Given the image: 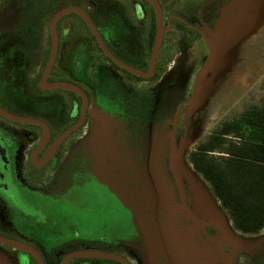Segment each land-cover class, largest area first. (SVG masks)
Returning a JSON list of instances; mask_svg holds the SVG:
<instances>
[{
    "label": "rangeland",
    "instance_id": "rangeland-1",
    "mask_svg": "<svg viewBox=\"0 0 264 264\" xmlns=\"http://www.w3.org/2000/svg\"><path fill=\"white\" fill-rule=\"evenodd\" d=\"M245 1L163 0L173 5L169 6L171 12L195 22L200 33L188 29L186 38H181L180 26L175 22L174 32L162 48L161 68L149 79L115 67L79 15H66L58 21L59 54L50 81L81 87L89 97V114L85 126L66 141L56 166L34 176L38 179L39 193L45 195H56L58 190L64 193L69 181L74 179L75 186L68 193L66 204L43 198L38 201L24 194L18 197L23 217L21 226L26 234L43 233L51 238L52 234L76 225L65 219L67 215L79 218L82 223L84 218H90L91 225L100 228L106 216L133 209L125 207L126 204L120 207L118 202L128 201L124 197L141 200L154 196L167 211L176 212L172 154L175 149L180 153L179 173L187 196L206 206L218 226L228 227L234 233L232 242L235 248L246 251L247 259L264 264V230L257 237L234 231L219 202L186 159L188 151L222 122L237 117L264 96V0H256L261 5V25L227 52L218 70L207 75L196 108L187 114L198 76L210 56L207 40L216 42L221 38L234 16L243 10ZM128 2L0 0V98L6 99L2 103L7 111L40 119L48 115L56 133L61 127L72 125V115H80L82 98L76 93L63 89L44 91L38 85L51 55V20L66 7L80 5L83 9L89 5L107 46L120 60L146 71L152 46L140 61L136 60L132 50L134 39L126 28L132 18ZM122 43L126 47L125 55L117 53ZM74 106L77 115L72 112ZM15 130L22 133L21 128ZM32 147L33 140H29L21 151V162L30 158ZM58 218L60 224L55 223ZM6 220L0 209L3 229ZM208 231L211 229L206 227L197 230L194 241L186 247L188 252L195 251L194 255L185 264L194 262L197 250L206 241L216 242L217 237L205 235ZM0 264H19L16 251L0 244Z\"/></svg>",
    "mask_w": 264,
    "mask_h": 264
},
{
    "label": "flooded vegetation",
    "instance_id": "flooded-vegetation-1",
    "mask_svg": "<svg viewBox=\"0 0 264 264\" xmlns=\"http://www.w3.org/2000/svg\"><path fill=\"white\" fill-rule=\"evenodd\" d=\"M157 2L162 11L163 32L154 75L161 68L162 48L167 42V37L174 32L175 22L180 26L181 38H186L188 29L200 33V29L198 25H195V22H190L181 14L171 12L170 7H173V5L169 4V2L165 3L163 0H157ZM84 5L85 3L81 4V6ZM126 5L132 10V18L127 22L126 28L128 29L127 34L134 39L132 50L135 52L136 60L140 61L145 52L152 46L148 67L144 71L147 72L159 35L156 9L154 4L149 0H129ZM78 7L80 8V5ZM83 10L90 15L96 26L92 11H89V5H86ZM97 29L105 42L107 39L104 34L98 27ZM109 50L118 58L116 53L110 48ZM118 51V54L123 53L125 55V44L122 43ZM131 64L129 66L138 69L135 64ZM113 65L121 69L114 63ZM174 69H170L168 73ZM121 70L127 72L124 69ZM50 76L48 81L55 82L50 81ZM40 89L42 88L40 87ZM76 94L82 98L80 94ZM5 100L4 98H0V107L7 111L4 103H2ZM76 106L73 107L72 112L74 114L77 111L75 109ZM82 107L83 98L80 115L78 117L72 115V125L61 127L62 130L59 133H56L55 126L51 122V118H49L50 116L46 115L45 119L32 118L44 122L48 128V139L44 143L46 129L43 126L12 121L0 114V209L3 210L7 219L6 229L0 227L1 237L31 246L37 252L43 264H185L195 252H188L186 247L188 248L190 243L194 241L197 230L206 227L207 229H211V231L206 232L205 235L217 237L216 242L210 243L206 241L197 250L192 264H257L256 259L246 258V251L244 249L241 247L235 248V244L231 239V235H234V233L228 227L218 226L217 220L206 206L187 196L185 184H183L185 194V202H183L176 180L177 201H175V204L178 207L176 212L167 211L163 207L162 202L156 200L154 196H145L141 200L135 196L124 197L128 201L124 203L123 201L118 202L120 207L126 204L125 207L130 206L133 209L131 211H119L106 216L102 220V227L100 228L93 227L90 218H84V223H82L79 218L72 219L67 215L65 219L70 223H76V225L64 228L58 234H52L51 238L44 236L43 233H39V235L42 234L40 237L39 235L31 236L26 234L24 228L21 226L23 217L19 208L20 201H18L20 195L24 194V196L36 198L38 201L39 198H43L57 204L58 202L64 203L68 197V193L74 189L75 180L73 179L69 181L68 190L64 193L60 194V190L57 189L58 194L45 195L39 193L37 189L38 179L34 178V176L35 173L54 168L59 161L61 150L68 138L85 126L89 114V104L83 124L70 134L51 156L46 159V155L55 141L65 131L79 122L82 115ZM16 128H21L22 133L16 131ZM29 140H33V147L29 150L30 158L27 157L21 162V151ZM28 171H31L30 174ZM59 221L58 218L55 223L60 224ZM259 234L241 235L257 237ZM0 244L16 251L17 262L19 264H40L35 255L1 242ZM203 247L208 248L202 251ZM80 252H89L93 255H74ZM219 254L223 255L222 259L218 258ZM217 261L221 262L218 263Z\"/></svg>",
    "mask_w": 264,
    "mask_h": 264
},
{
    "label": "trees",
    "instance_id": "trees-1",
    "mask_svg": "<svg viewBox=\"0 0 264 264\" xmlns=\"http://www.w3.org/2000/svg\"><path fill=\"white\" fill-rule=\"evenodd\" d=\"M187 162L241 234L264 230V96L188 151Z\"/></svg>",
    "mask_w": 264,
    "mask_h": 264
},
{
    "label": "water",
    "instance_id": "water-1",
    "mask_svg": "<svg viewBox=\"0 0 264 264\" xmlns=\"http://www.w3.org/2000/svg\"><path fill=\"white\" fill-rule=\"evenodd\" d=\"M149 1L152 4H154L155 9H156L159 35L157 37L156 46L152 54L150 67L147 72H144L132 66H129L126 63L122 62L120 59H118L115 56V54H113L109 50V48L106 46L103 38L101 37L90 15L82 8H79L76 6L66 7L64 9H60L59 11H57L56 14L53 16L51 20V24H50V32H51V37H52L51 55H50L49 62L43 72V75L40 81V87L44 90L63 89V90L76 92L80 94L83 98V107H82V115H81L79 122L76 123L71 128H69L67 131H65L55 141V143L51 146L50 150L48 151L46 155V159L51 156V154L59 147V145L70 134L75 132L83 124L85 117H86L88 104H89L86 93L77 84L64 82V81H56V82L48 81L51 71L57 61L58 54H59V34H58V29H57L58 21L62 17L68 14L75 13L79 15L83 19V21L86 23L88 28L90 29L91 33L97 40L101 50L104 52L107 58H109L116 66L120 67L121 69L126 70L127 72L133 75H136L138 77L149 78V77H152L155 72V67L157 63V57H158L160 44L162 42V32H163L161 7L159 3L157 2V0H149ZM260 6L261 5L258 4L256 0H246L243 10H241V12L236 14V16L233 18L231 24L228 26L226 32L221 36V38H219V40L216 42H211L207 40L209 49H210V56H209L206 66L203 68V70L200 72L198 76L196 86L192 93L191 101L189 102L188 108H186L187 114H190L196 108V103L198 100L197 98L201 96V91L204 88L203 86H204L205 78L207 77V75L214 70H218L219 66L224 61V57L227 54V52H229L236 45L243 42L245 39H247L251 34H253L259 28V26L262 23ZM0 114L3 115L5 118L10 119L12 121L21 122V123H33V124H38V125L43 126L46 129L43 143L48 139V128L44 122L37 120V119L27 118V117L9 113L5 111L4 109H2L1 107H0ZM179 114H180V111L175 116V119H174L175 123H177ZM175 135H176V127H174L172 137H171L172 147L174 146ZM174 175H175V180L180 190L181 198L183 202H185L183 183H182V179H181L178 167L175 168ZM0 242L35 255L36 258L39 260V263L43 264L39 255L31 246L23 244L21 242L13 241V240L1 237V236H0ZM74 255L87 256V255H93V254L89 252H80Z\"/></svg>",
    "mask_w": 264,
    "mask_h": 264
},
{
    "label": "bare ground",
    "instance_id": "bare-ground-1",
    "mask_svg": "<svg viewBox=\"0 0 264 264\" xmlns=\"http://www.w3.org/2000/svg\"><path fill=\"white\" fill-rule=\"evenodd\" d=\"M235 16H236V15H235ZM235 16H234V17H235ZM172 154L175 156V161L173 162V167H174V168H176V167L179 168V167H180L179 165H181V164H180V162H181V161H180V153L177 152L175 149H174V150L172 149ZM219 255H220V254H219ZM219 255H218V256H219ZM218 258H219V259H222V258H223V255H220ZM217 260H218V259H217Z\"/></svg>",
    "mask_w": 264,
    "mask_h": 264
}]
</instances>
